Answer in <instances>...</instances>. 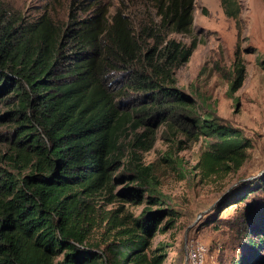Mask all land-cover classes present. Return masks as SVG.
<instances>
[{
    "label": "trees",
    "instance_id": "obj_1",
    "mask_svg": "<svg viewBox=\"0 0 264 264\" xmlns=\"http://www.w3.org/2000/svg\"><path fill=\"white\" fill-rule=\"evenodd\" d=\"M151 2L155 18L97 3L81 16L71 4L64 20L11 14L0 22V96L12 124L0 136V264H163L166 252L152 239L178 213L152 207L162 198L134 151L152 147L148 125L166 123L172 138L189 142L211 138L195 165L203 178L246 161L251 138L175 87V70L196 44L171 35L192 32L194 0L142 1ZM221 4L237 18L231 0ZM241 69L230 92L242 84ZM121 168L135 185L119 200L147 203L138 216L104 208ZM238 204L233 225L243 248L229 264H264V173L238 184L201 224L216 228L219 212ZM95 229L102 249L89 239Z\"/></svg>",
    "mask_w": 264,
    "mask_h": 264
},
{
    "label": "rangeland",
    "instance_id": "obj_2",
    "mask_svg": "<svg viewBox=\"0 0 264 264\" xmlns=\"http://www.w3.org/2000/svg\"><path fill=\"white\" fill-rule=\"evenodd\" d=\"M142 1L0 0V22L8 20L11 14L32 20L48 13L55 20H64L71 4L73 12L81 16L97 3L106 6L109 13L122 9L126 13L133 12L137 18H155L152 2L146 5ZM231 3L229 9L238 12L236 19L226 15L221 0H194L192 32L171 35L186 44L192 41L196 44L189 59L175 70V87L192 95L201 113L210 111L251 138L252 148L248 150L246 161L238 171L224 177L203 178L195 165L211 138L200 137L195 142L185 141L181 135L172 138L167 124L160 122L154 127L148 125L156 133L152 147L134 149L143 165L151 166L150 180L162 198L161 204L153 205V209L162 206L178 213L174 226L166 232H157L152 239V248L162 246L166 252L163 264L188 263L192 244L206 247L204 264H229L235 259L243 247L239 227L233 223L244 204L218 211L216 228L203 226L201 221L243 180L264 173V0H231ZM239 67L242 68V84L230 92ZM7 110L5 97L0 96V136L12 126L6 122ZM128 140L125 138V142ZM183 140L184 143L179 142ZM130 158L127 149L124 165ZM123 171L121 168L114 173L110 203L104 208L115 210L122 206L138 216L147 203L130 204L119 200V192L135 185L119 177ZM100 233L101 230L95 229L89 239L100 243L102 249Z\"/></svg>",
    "mask_w": 264,
    "mask_h": 264
},
{
    "label": "built area",
    "instance_id": "obj_3",
    "mask_svg": "<svg viewBox=\"0 0 264 264\" xmlns=\"http://www.w3.org/2000/svg\"><path fill=\"white\" fill-rule=\"evenodd\" d=\"M202 246V245H201ZM192 244V253L188 256V263L185 264H204L203 256L206 253V247Z\"/></svg>",
    "mask_w": 264,
    "mask_h": 264
}]
</instances>
